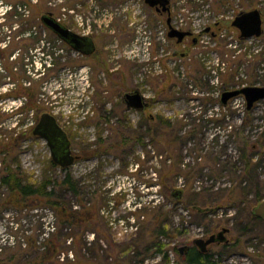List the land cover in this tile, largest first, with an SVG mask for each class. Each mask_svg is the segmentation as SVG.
Masks as SVG:
<instances>
[{
  "label": "rangeland",
  "instance_id": "obj_1",
  "mask_svg": "<svg viewBox=\"0 0 264 264\" xmlns=\"http://www.w3.org/2000/svg\"><path fill=\"white\" fill-rule=\"evenodd\" d=\"M10 5L22 6L19 11L30 15L25 19L30 28L23 34H14L16 28L7 23ZM253 9L261 10L264 30V0H171L170 16L157 14L144 0H0V264L15 244L41 241V229L49 233L60 225L53 206L10 200L12 194L2 184L8 168L31 184L46 177L62 181L70 173L81 193L65 190L63 195L74 210L100 208L86 240L106 250L100 255L112 251L111 264L125 255L117 245L140 254L150 237L165 245L168 261L152 249L139 255V263L128 264L184 263L179 249L204 230L197 227L202 220L198 213L191 216L194 205L188 207L185 190L191 188L193 195L212 184L215 193L229 188L233 175L215 164L239 159L246 140L264 145V100L251 111L246 103H221L226 91L264 86V32L243 40L231 25L240 12ZM47 13L76 33H90L97 59L83 58L55 41L41 21ZM168 17L194 37L182 44L169 38ZM47 53L53 66L41 72L37 66L48 59ZM119 76L125 77L120 86ZM130 89L146 96L144 112L119 106L123 91ZM45 112L57 117L79 157L67 172L53 164L47 143L32 135ZM150 116L171 120L177 132L153 141L146 126ZM123 130L129 142L125 148ZM137 131L142 143L132 141ZM255 158L264 181V149ZM175 164L183 171L168 172ZM177 189L183 191L179 200L172 195ZM263 200H252V214ZM161 216L183 236L158 237ZM252 216L229 206L217 207L211 223L207 218L210 226L231 229L232 245L219 264H264V218Z\"/></svg>",
  "mask_w": 264,
  "mask_h": 264
},
{
  "label": "trees",
  "instance_id": "obj_2",
  "mask_svg": "<svg viewBox=\"0 0 264 264\" xmlns=\"http://www.w3.org/2000/svg\"><path fill=\"white\" fill-rule=\"evenodd\" d=\"M19 7L22 6L10 5V8L5 13V17L9 19L8 21L6 18L10 29L16 28L14 34L25 33L26 28H30L31 23L29 19L25 20L30 18V15H26L25 13L22 14L19 11ZM19 17L21 18L19 19ZM25 21L26 25L24 24ZM214 25L219 26L220 23H215ZM27 32H30L29 35H31L33 32L32 28L28 29ZM11 34H13V32H11ZM33 38L36 39L37 37ZM122 82L123 81H117V84ZM247 115L249 116L250 113L247 112ZM141 125L142 123L140 124V128L142 127ZM146 126L147 133L149 132V134H151L152 140L155 142L160 136L162 137L168 133L173 134L177 132L171 120L164 119L161 116L148 117ZM123 127H125V125H123ZM116 133L119 135L120 132L116 130ZM121 135L123 136L121 146L123 145V148H125L129 145L126 130H123ZM131 138L133 142H143V134L141 131L139 133L138 131L133 132ZM168 149L171 152L170 155L174 156L172 155L173 150L170 145H168ZM262 149H264L263 144H257V142L251 143L246 140L243 147L240 148L241 154L239 155V159L235 160V162L233 160L229 162L226 161L224 162V166L215 164L216 168H220V172L228 171L233 175L231 180L232 185L229 188L226 187L221 189L219 187L217 189L218 191L215 193V191H213L214 184H212L205 186L202 193L198 192L193 195H191V188L186 189L184 194L188 197V207L191 208L192 204L194 206L191 209L194 210L201 206L203 207L201 213H203L206 212L204 209L205 206H213L214 208L233 206L237 208L241 215L254 217L249 210L250 203L252 200H262L264 198V181L259 179L258 173V169L262 166L255 158V155L260 154ZM240 163L241 166H239ZM53 164L56 165L54 162ZM62 170L67 172L68 168ZM167 171L182 172L183 169L175 164L168 166ZM188 175L190 174L188 173ZM220 177H222V175L219 176V178ZM2 184L10 190L12 194L10 200L20 205L33 201V207H38L40 205L53 206L58 212L57 215L60 225L58 227L55 226V230L49 233L41 229L38 233L41 237V241L36 239L34 242H21L18 245L15 244L11 255L5 258L1 264H111V262H109V255L112 254V251H107L106 254L103 253L100 255V250H106H104L101 245L94 246L92 242L88 243L86 240L87 228L95 223V217L100 208L86 207V209L81 211L74 210L73 204L63 195L65 190L72 192L76 196H79L81 193L79 183L70 173H67L65 179L62 181L57 179L52 180L46 177L41 183L31 184L24 183L22 178L16 176L13 169L8 168L6 170V175L2 179ZM250 194L253 195L252 198ZM200 202H202V204ZM202 215L204 217V214ZM162 216L166 215L162 214ZM162 216L160 217L161 221L157 223L156 234L158 237L174 238L178 235L183 236L182 230L170 226L166 220H162ZM241 229L244 231L246 227H242ZM98 238H100V236ZM106 241H108V239ZM150 243L151 245L148 246ZM146 244H148L146 247L143 246L144 252H140V254L132 249L128 251V247L123 248L124 245H117V247H120L122 252L125 253L124 256H121L122 258L119 257L118 264H128L131 260L135 263H139V260H137L139 255L141 256L143 253L141 256L143 257L144 253L147 254L152 249H154L156 254H162L163 258L168 261V254L164 250L165 245L159 238L155 239L154 237H150ZM133 246L135 245L133 244ZM10 247L12 248V246ZM131 253L133 255H131ZM182 258L183 264H191V253ZM194 262L196 264H218L216 261L212 260L208 262L207 257L205 258L203 255L199 256L197 253L194 255Z\"/></svg>",
  "mask_w": 264,
  "mask_h": 264
},
{
  "label": "water",
  "instance_id": "obj_3",
  "mask_svg": "<svg viewBox=\"0 0 264 264\" xmlns=\"http://www.w3.org/2000/svg\"><path fill=\"white\" fill-rule=\"evenodd\" d=\"M151 8H157L159 11L170 12L171 0H144ZM43 25L51 32L57 34L59 38L67 42L74 50L86 52L82 42L87 39L75 33L59 20L52 13L44 14L41 17ZM169 25L168 37L177 39L178 43H182L187 36H191V31H183L174 28L171 25V17H168ZM232 27L240 32V39L259 38L263 35V15L261 10L253 9L250 11L240 12L232 21ZM205 31H208L207 29ZM244 96L247 104V111H251L255 104L264 100V86H245L242 88L226 91L222 94L221 103L227 106L229 101L238 96ZM127 107L137 111L144 110L149 106L146 97L140 91H134L125 95ZM35 136L44 138L51 149L53 162L59 167L66 169L72 166L76 157L71 152V143L65 130L60 126L56 117L49 112H45L40 116V120L33 130ZM178 199L183 196V191L177 189L172 194ZM203 211L201 208H196ZM253 214L259 218H264V200L255 206L252 210ZM228 228H224L218 235H212L208 240L196 239L197 244L203 251H206L207 245L216 241H225V233ZM184 247L181 248L183 250Z\"/></svg>",
  "mask_w": 264,
  "mask_h": 264
},
{
  "label": "flooded vegetation",
  "instance_id": "obj_4",
  "mask_svg": "<svg viewBox=\"0 0 264 264\" xmlns=\"http://www.w3.org/2000/svg\"><path fill=\"white\" fill-rule=\"evenodd\" d=\"M151 8V7H150ZM170 8H171V6H170ZM153 11H155L157 14H159V15H161V16H165V15H168V16H170L171 15V9H170V12L168 13V12H163L162 10H158L157 8H151ZM43 24V23H42ZM168 24V23H167ZM171 25L174 27V28H178L179 30H180V28L179 27H175L174 25H173V23H172V18H171ZM44 26V25H43ZM184 29V28H183ZM182 29V30H183ZM211 27H209L207 30L208 31H205L206 33H209L210 31H211ZM183 31H185V29L183 30ZM166 32H167V35H168V32H169V25H168V29L166 30ZM204 32V33H205ZM191 33H192V35L191 36H187L185 39H187V38H189V37H191V38H193L194 37V32H192L191 31ZM49 34L51 35V36H53L54 38H56L55 39V41H57V42H60L61 44H63V45H66V46H68V48L70 49V50H72V51H75L78 55H80L81 57H83V58H87L88 60L91 58V59H93V58H95V60L97 59V55L99 54L98 53V48H97V45H96V42H95V40H94V38L91 36V34L89 33H77V34H79L81 37H85L87 40L85 41V42H82V44H83V46H84V50L86 51V52H82V51H76V50H74L67 42H65L64 40H62L61 38H59L58 36H57V34H55V33H53V32H49ZM215 34V33H214ZM21 36V35H20ZM19 36V37H20ZM18 37V38H19ZM31 37H32V35H31ZM21 38V37H20ZM38 38H40L39 37V35H38ZM185 39L183 40V42L185 41ZM176 42H177V39H174ZM182 42V43H183ZM195 44L196 43H198V39H194V41H193ZM182 43H178L177 42V44H182ZM51 44V43H50ZM59 50H61V49H59ZM18 52H21V50H19ZM17 55H20L19 53H17ZM98 59H99V61H101L102 60V58L100 57V56H98ZM103 63L101 62L100 64H99V66H101ZM114 72V71H113ZM112 76H114V74L112 75ZM120 77V80H119V82H121V81H125V77L124 76H119ZM119 86L121 85V84H118ZM138 89H134V90H129V91H123V93H122V95L120 96V104L121 105H119V106H121V107H123L125 110H132V109H130V108H128L127 107V104H126V101H125V95L127 94V93H131V92H134V91H137ZM138 91H140V90H138ZM141 92V91H140ZM142 93V92H141ZM143 94V93H142ZM146 101H148L147 100V98H146ZM149 102V101H148ZM147 108H148V106H147ZM147 108H145V109H147ZM145 109L144 110H141L142 112H144L145 111ZM56 119H57V117H56ZM39 120H40V118H39ZM57 121H58V119H57ZM39 122V121H38ZM58 123H59V121H58ZM38 124V123H37ZM36 124V125H37ZM36 125H35V127H36ZM61 126V125H60ZM34 127V128H35ZM34 128L32 129V135L33 136H35L34 134H33V130H34ZM63 128V127H62ZM64 129V128H63ZM65 130V129H64ZM66 132V131H65ZM67 133V132H66ZM67 135H68V133H67ZM35 137H38V138H41V139H43L46 143H47V146H48V148H49V151H50V155H51V149H50V147H49V144H48V142L44 139V138H42V137H40V136H35ZM68 138H69V140H70V143H71V152H72V154H73V156H75L76 157V160L79 158L77 155H75V153H74V151H73V147H72V142H71V139H70V137H69V135H68ZM51 158H52V155H51ZM53 161V160H52ZM58 166V165H57ZM59 167V166H58ZM59 168H61V167H59ZM61 169H63V168H61ZM215 211H216V208H213V207H210V210L209 211H206V212H203V213H201V211H198V210H196V209H191V216H193V214H194V212H195V214L197 215V213H200V214H198V216L202 219L200 222H199V224H198V226L197 227H199V229H201V230H203V234H201V237L199 238V239H204V240H208L212 235H218V233H220L224 228H227V227H225V226H223V224H216V225H213L212 227L210 226V224L208 223V222H206V220H207V218H208V220L210 221L211 219H209L210 218V216H212L214 213H215ZM202 214H204V217H203V215ZM256 218H259V217H257V216H255ZM262 219V218H261ZM202 221H203V223H202ZM210 223H211V221H210ZM193 224H191V226H192ZM195 226V225H194ZM193 227V226H192ZM229 229V231L228 232H226L225 233V238H226V240L225 241H222V242H220V241H216V242H213V243H211V244H209V245H207V249H206V251H203L197 244H195V241H196V239H191V244H185L184 245V249L183 250H181V248L179 249V254H180V256H182V257H184V256H186V255H188L189 253H191V264H196L195 262H194V255L197 253L199 256H204L205 258L207 257V261L209 262L210 260H212V261H216L218 264H219V262H220V258H223L225 255H224V251L226 250V248H228L229 246H231L232 245V242H231V240L228 238V235H230L231 234V229L230 228H228ZM198 239V238H197ZM194 246V247H193ZM218 248H220V251H219V253H217V251L218 250H216V249H218ZM191 249V250H190Z\"/></svg>",
  "mask_w": 264,
  "mask_h": 264
},
{
  "label": "built area",
  "instance_id": "obj_5",
  "mask_svg": "<svg viewBox=\"0 0 264 264\" xmlns=\"http://www.w3.org/2000/svg\"><path fill=\"white\" fill-rule=\"evenodd\" d=\"M10 8V7H9ZM43 56H45V57H47L48 59H46L45 61H44V64L43 63H41L40 65L38 64V66H37V68H38V70H40L41 72H45L46 71V69H48L49 67H52L53 66V63H52V55L51 54H44ZM232 101H234V102H240L241 104L242 103H246V101H245V98L243 97V96H239V97H237V98H235V99H233ZM21 102V101H20ZM55 230V226H53V228H52V231H54Z\"/></svg>",
  "mask_w": 264,
  "mask_h": 264
},
{
  "label": "bare ground",
  "instance_id": "obj_6",
  "mask_svg": "<svg viewBox=\"0 0 264 264\" xmlns=\"http://www.w3.org/2000/svg\"><path fill=\"white\" fill-rule=\"evenodd\" d=\"M67 27V26H66ZM260 219V218H259ZM194 247V246H193ZM191 250V249H190Z\"/></svg>",
  "mask_w": 264,
  "mask_h": 264
}]
</instances>
